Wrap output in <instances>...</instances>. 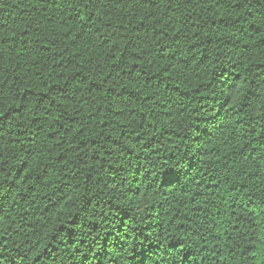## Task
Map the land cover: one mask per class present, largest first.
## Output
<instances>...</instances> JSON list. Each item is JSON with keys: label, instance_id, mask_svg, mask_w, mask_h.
I'll return each mask as SVG.
<instances>
[{"label": "trees", "instance_id": "16d2710c", "mask_svg": "<svg viewBox=\"0 0 264 264\" xmlns=\"http://www.w3.org/2000/svg\"><path fill=\"white\" fill-rule=\"evenodd\" d=\"M0 264H264V0H0Z\"/></svg>", "mask_w": 264, "mask_h": 264}]
</instances>
